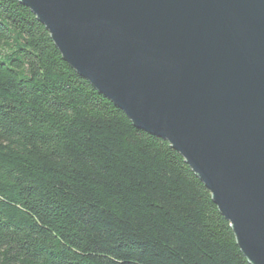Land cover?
<instances>
[{"label":"trees","instance_id":"trees-1","mask_svg":"<svg viewBox=\"0 0 264 264\" xmlns=\"http://www.w3.org/2000/svg\"><path fill=\"white\" fill-rule=\"evenodd\" d=\"M0 264H251L184 157L20 0H0Z\"/></svg>","mask_w":264,"mask_h":264},{"label":"water","instance_id":"water-1","mask_svg":"<svg viewBox=\"0 0 264 264\" xmlns=\"http://www.w3.org/2000/svg\"><path fill=\"white\" fill-rule=\"evenodd\" d=\"M63 59L167 140L264 264V0H20Z\"/></svg>","mask_w":264,"mask_h":264}]
</instances>
